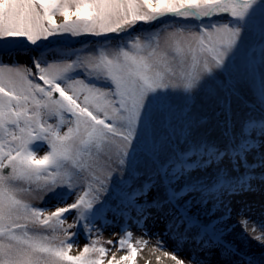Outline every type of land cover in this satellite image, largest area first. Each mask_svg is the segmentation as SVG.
<instances>
[{
  "label": "snow or ice",
  "instance_id": "snow-or-ice-1",
  "mask_svg": "<svg viewBox=\"0 0 264 264\" xmlns=\"http://www.w3.org/2000/svg\"><path fill=\"white\" fill-rule=\"evenodd\" d=\"M21 50L39 54L31 67L12 61ZM0 57V264H151L147 229L105 240L96 227L146 212L187 248L157 239V264H264V219L236 222L259 256L220 227L252 173L264 184V0H0ZM224 75L237 107L223 99L210 137L188 101Z\"/></svg>",
  "mask_w": 264,
  "mask_h": 264
},
{
  "label": "rangeland",
  "instance_id": "rangeland-1",
  "mask_svg": "<svg viewBox=\"0 0 264 264\" xmlns=\"http://www.w3.org/2000/svg\"><path fill=\"white\" fill-rule=\"evenodd\" d=\"M57 19L59 20L60 18L57 17ZM219 19V17H214L213 21ZM204 22L209 23L208 20H205ZM140 27L142 29L149 28V26L147 25H141ZM156 27H159V25H157ZM97 41L98 38L96 37L62 38V43L66 45L70 44L68 46L73 49H80L83 47L91 48L93 45L99 47V44L96 43ZM54 47H56L55 44ZM256 47L258 57V45ZM45 51L48 52V56H51L50 51ZM38 55V53H33L30 50H21L18 53H13L11 59L15 63L31 67V61L34 60ZM8 60V57H0V62L6 63L8 62ZM228 82L229 77L227 75H224L223 77H217V79L211 82V84H209L208 86V88L212 89L211 93L209 92L208 88H205L203 90H196L193 93L192 98L188 101V110L191 113L193 126L199 128L201 132L207 130V134L210 137H214L216 135V124L218 122L222 123L223 117L226 114L225 111H223V99L227 97L228 102L231 104V106L233 108L237 107V100L235 99V97L229 96L228 93L219 88L220 84H226ZM217 97L220 98L219 101ZM241 97L242 99H247V97H244L242 93ZM180 103L182 105L183 102L181 101ZM240 106L249 109V111H247L245 115L259 114V109L255 104H253L251 99H247L246 105L241 103ZM237 115L239 116L240 113L237 112ZM46 151L47 145L44 144L39 147L38 155H43ZM256 159H259V157L257 156ZM118 175L119 174L114 175L113 180L117 179ZM251 175L253 177V181H255L252 183V191L239 193L233 199L226 200L225 203L229 205L231 211H228L224 208L220 209V212L223 213V220L220 222V227L222 230H224V234L227 239L234 240L235 243L243 247L246 252L251 251L256 256H259L261 252L259 250L258 243L254 240H251L246 236V234L241 235V229L236 223L237 220L241 218V216L250 217L252 221L264 219V215H262V211H264V184L258 183V181L260 180V176L258 173H252ZM25 198L32 200V202L38 206L52 207L56 203L55 200H52L47 205H44L41 200L33 199L29 194H25ZM45 199H47V197ZM68 202H71V198L68 199ZM145 215L148 216V219L144 220L139 225L134 222V219L133 221H130L128 223H124L119 218L113 221L112 216L109 215L107 217V223H105V221H98L96 227L101 228L105 240L118 239L119 235L121 234V227L133 231V239H135L137 236H140L143 233L144 229H147L148 234L145 236V238L150 239V247L155 244L157 239H160L163 241L164 250H167L169 252L175 251V253L179 257L183 258L187 252V248H175L174 238L169 233L165 221L162 218L158 219L153 212H146ZM69 222H71V217L69 218ZM229 233H231V235H229ZM85 242H87V235L81 229L76 243V248H82ZM120 254L123 253H117V255Z\"/></svg>",
  "mask_w": 264,
  "mask_h": 264
},
{
  "label": "bare ground",
  "instance_id": "bare-ground-1",
  "mask_svg": "<svg viewBox=\"0 0 264 264\" xmlns=\"http://www.w3.org/2000/svg\"><path fill=\"white\" fill-rule=\"evenodd\" d=\"M150 246H149V249H146L143 253V256L147 259H150L151 260V264H157V261H156V258H155V255H159V253H156L155 255H153L150 251ZM138 264H145V260L144 259H140L138 258ZM165 264H172V262L170 260H165Z\"/></svg>",
  "mask_w": 264,
  "mask_h": 264
},
{
  "label": "water",
  "instance_id": "water-1",
  "mask_svg": "<svg viewBox=\"0 0 264 264\" xmlns=\"http://www.w3.org/2000/svg\"><path fill=\"white\" fill-rule=\"evenodd\" d=\"M67 45H70V44H67Z\"/></svg>",
  "mask_w": 264,
  "mask_h": 264
}]
</instances>
